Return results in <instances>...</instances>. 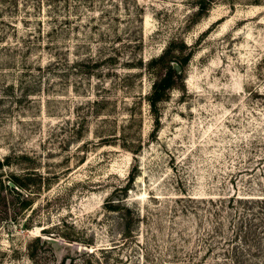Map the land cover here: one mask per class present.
Masks as SVG:
<instances>
[{
  "label": "rangeland",
  "instance_id": "1",
  "mask_svg": "<svg viewBox=\"0 0 264 264\" xmlns=\"http://www.w3.org/2000/svg\"><path fill=\"white\" fill-rule=\"evenodd\" d=\"M230 196H264V0H0V264H264Z\"/></svg>",
  "mask_w": 264,
  "mask_h": 264
},
{
  "label": "trees",
  "instance_id": "2",
  "mask_svg": "<svg viewBox=\"0 0 264 264\" xmlns=\"http://www.w3.org/2000/svg\"><path fill=\"white\" fill-rule=\"evenodd\" d=\"M203 8H200V11H202ZM199 13V12H198ZM187 57H183L181 59V62H186ZM173 60H170L169 58H167L166 52L158 55L157 57L151 58L148 61V65L150 67V69H154L153 64L155 63H162V66L164 68V73L158 77H156V79L152 82L151 84V89L149 91V93L146 96V100L147 103L149 105V111L151 112V114L154 117V120L156 122H158L159 120V104L165 100L166 96H167V92L172 89L175 86L176 83V78L181 76L182 73V64L176 61V64L179 66V70H176V68H174L173 64L171 63ZM157 75L158 73L155 72ZM25 177H28V175H26ZM29 179V178H26ZM28 186V183L25 182V179L23 176L21 175H15L12 174L10 176V181L8 183H6L5 187L9 190H22V189H26ZM213 201H211L212 203ZM240 203V202H245L246 204L249 205V209L251 211V219L247 218V222L244 223L242 225V223L237 224L236 228L238 229L239 232L242 231V228L244 227L247 231H242L244 232L243 234V241L245 244H247L248 246H253V241L254 239L251 237L252 234H254L255 230H256V225L253 223L254 220H257L258 218V214L264 215V196L262 198H238L236 196L234 197H229L228 199V203L230 204V206L233 203ZM113 203V202H110ZM110 207H113L112 204H110ZM244 210V208H243ZM242 211L241 209L238 211L237 214H240ZM234 216V214H233ZM233 216H230V220H228V224L230 225L231 222L233 223ZM224 224L220 223V220L217 222H215V226L214 229H222V226ZM229 228V227H228ZM237 231V232H238ZM222 232H224V230H222ZM231 232H233L231 230ZM230 232V236H228V240H232V233ZM237 232L235 231L234 235H237ZM239 239V237H238ZM241 239V238H240ZM234 261L235 264H239V260L236 258V256L234 255Z\"/></svg>",
  "mask_w": 264,
  "mask_h": 264
},
{
  "label": "water",
  "instance_id": "3",
  "mask_svg": "<svg viewBox=\"0 0 264 264\" xmlns=\"http://www.w3.org/2000/svg\"><path fill=\"white\" fill-rule=\"evenodd\" d=\"M174 68H176V70H179V66L175 63L173 64Z\"/></svg>",
  "mask_w": 264,
  "mask_h": 264
}]
</instances>
